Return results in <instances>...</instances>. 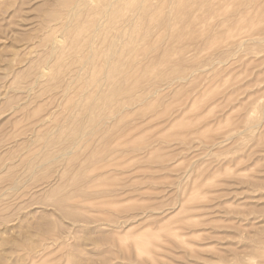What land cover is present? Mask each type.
Instances as JSON below:
<instances>
[{"label": "rangeland", "instance_id": "rangeland-1", "mask_svg": "<svg viewBox=\"0 0 264 264\" xmlns=\"http://www.w3.org/2000/svg\"><path fill=\"white\" fill-rule=\"evenodd\" d=\"M140 1L0 0V264H264V0Z\"/></svg>", "mask_w": 264, "mask_h": 264}, {"label": "bare ground", "instance_id": "bare-ground-1", "mask_svg": "<svg viewBox=\"0 0 264 264\" xmlns=\"http://www.w3.org/2000/svg\"><path fill=\"white\" fill-rule=\"evenodd\" d=\"M141 2V1H140ZM162 2V1H161ZM164 2V1H163ZM170 2V1H169ZM190 2V1H189ZM139 3V2H138ZM141 3H143V0H142V2ZM164 3H167V0H166V2H164ZM163 3V4H164ZM75 4V3H74ZM155 4V3H154ZM161 3H159L158 4V6L156 7L155 5V9L156 10H154V14H156V13H162V12H160L163 8L161 7L163 4H161ZM168 4V3H167ZM167 4H165V5H167ZM182 5V4H181ZM135 6V5H134ZM147 6V5H146ZM150 6V5H149ZM152 6V5H151ZM160 6V7H159ZM138 7V6H137ZM163 7H166V6H163ZM71 8V7H70ZM148 8V7H147ZM154 8V7H153ZM153 8H152V10H153ZM160 8H161V10H160ZM183 8V7H182ZM74 9V8H73ZM146 9V8H145ZM150 9V8H149ZM159 9V10H158ZM145 11H147V9L145 10ZM81 12V11H80ZM139 12H140V10H139ZM141 12H142V10H141ZM141 12H140V14H141ZM145 13V12H144ZM147 13H149V12H147ZM152 13V12H151ZM159 13H158V15H159ZM81 14V13H80ZM143 14V13H142ZM113 15V14H112ZM148 15V14H147ZM152 15V14H151ZM52 16V15H51ZM149 17H150V15H148ZM76 17V16H75ZM140 17V16H139ZM144 18H145V16H144ZM147 18V17H146ZM94 19V18H93ZM142 19H143V17H142ZM150 19V18H149ZM155 19V18H154ZM161 19V18H160ZM88 20V19H87ZM137 21V20H136ZM149 21V20H148ZM154 21V20H153ZM151 22V21H150ZM81 23V22H80ZM135 23V22H134ZM89 24V23H88ZM136 24V23H135ZM95 25V24H94ZM134 25V24H133ZM81 26V25H80ZM86 26V25H85ZM100 26V25H99ZM97 27V26H96ZM101 27V26H100ZM139 27H141V26H139ZM131 28L133 29V27L131 26ZM134 29H135V27H134ZM126 30V29H125ZM127 30H130L129 28H127ZM132 31H134V30H132ZM138 32V31H137ZM83 33V32H82ZM128 33V32H127ZM131 33H134V32H131ZM140 33V32H139ZM119 34V33H118ZM123 34V33H122ZM126 34V33H125ZM115 35V34H114ZM124 35V34H123ZM116 36V35H115ZM114 36V37H115ZM120 36H122V35H120ZM80 37V36H79ZM90 37V36H89ZM123 37V36H122ZM131 37V36H130ZM129 37V38H130ZM93 38V37H92ZM125 39V38H124ZM128 39V38H127ZM89 40V39H88ZM126 40V39H125ZM130 40V39H129ZM73 41V40H72ZM87 41V40H86ZM89 42V41H88ZM131 42V41H130ZM133 42V41H132ZM134 43V42H133ZM127 44V43H126ZM87 46H88V44H87ZM108 47V46H107ZM76 50V49H75ZM94 50H96V47H95V49ZM74 51V50H73ZM78 51V50H77ZM93 51V50H92ZM79 52V51H78ZM77 52V53H78ZM92 53V52H91ZM96 55V54H95ZM81 56V55H80ZM94 56V55H93ZM135 56V55H134ZM91 59H92V57H91ZM133 59V58H132ZM134 61V60H133ZM99 65V64H98ZM96 66V65H95ZM131 66V65H130ZM96 69V68H95ZM99 73V72H98ZM92 75V74H91ZM97 76V75H96ZM95 77V76H94ZM125 78H126V76H125ZM144 78V77H143ZM94 80V79H93ZM100 83V82H99ZM89 85V84H88ZM122 87V86H121ZM125 88V87H124ZM123 89V88H122ZM130 89H131V87H130ZM126 90V89H125ZM132 90V89H131ZM130 90V91H131ZM129 90H127V92H128ZM120 93V92H119ZM264 108V107H263ZM263 110V109H262ZM104 116V115H103ZM96 128V127H95ZM92 135H93V133H92ZM93 139V138H92ZM97 152V151H96ZM98 155V154H97ZM92 159V158H91ZM88 160V159H87ZM91 175V174H90ZM47 200V199H46ZM52 204V203H51ZM63 208V207H62ZM79 208V207H78ZM68 218V217H67Z\"/></svg>", "mask_w": 264, "mask_h": 264}]
</instances>
